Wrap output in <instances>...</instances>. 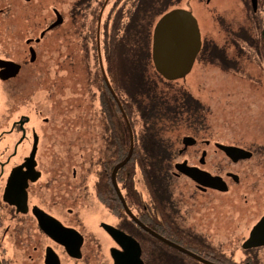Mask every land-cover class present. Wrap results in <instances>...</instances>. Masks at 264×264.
<instances>
[{
  "label": "flooded vegetation",
  "instance_id": "obj_1",
  "mask_svg": "<svg viewBox=\"0 0 264 264\" xmlns=\"http://www.w3.org/2000/svg\"><path fill=\"white\" fill-rule=\"evenodd\" d=\"M47 2H52V7L44 15L45 0H0V4H3V8H0V51H3L0 61L19 67L18 70L12 66L0 67V85H4L7 89L5 91L7 97H20L23 91L22 86L46 80L44 77H39V75H43V71H40L41 67L37 66L45 48L44 43L50 36H57L67 24L66 15L55 1L47 0ZM238 2L244 13H237L235 7H231L230 13H224L230 8L223 10L221 7H227L226 4L230 3L229 0H197L194 7L189 0H136L131 12L144 18L147 21V27L145 30L143 29L144 31L141 27H136L127 38H130L131 44L128 48L132 54V60H129L128 66L141 69L144 72L145 76H142L139 83L157 82L158 89L163 91L161 96L167 103L164 106L167 110L166 114L170 112V114L177 115L184 114L186 109L194 110L198 114V119L196 123L186 126L190 135L182 138L180 149L175 150V146L170 142L168 150L164 152L166 156L153 158L154 165L149 167L148 182L137 165L133 180L139 170L148 200H145V194L138 191L137 188L134 189L136 193L134 197L128 196L129 190L124 188L123 183L125 179L132 178L130 170L119 178L120 170L117 173L119 188L131 213L141 224L163 239L213 264H227L226 261L218 257V254L227 256L235 264H259L256 257L257 252L264 249V246H261L245 250L242 245L244 253L240 258H237L228 256L215 245L210 244L197 232H194L192 226L187 225L189 213L185 211L186 207L181 206L177 200L173 188L175 181L182 178L192 183L200 195L228 194L234 186L241 184V175H243V178L249 179L246 193H244L245 201L264 199V130L259 143L254 142L250 145L232 141L231 144L223 143L216 138L217 134L214 131H217V127L211 125L209 119L210 101L214 95L216 94L221 100L229 97L228 93H225L227 91L222 90L223 87L215 85L226 83H238L245 86L246 90L244 88L233 89V87L232 90L236 97L244 98L247 106L256 109L258 113V109H261L260 113L264 115V108H259V102L253 99L252 94V91L261 93L264 90V0H238ZM184 3L185 6H182ZM176 9L190 11L199 25L202 45L192 71V73L196 71L194 78L196 89L187 87L181 82L164 79L156 71L153 62L152 48L155 28L165 14ZM28 11H31L37 18L34 24H27L30 21L25 17ZM206 14L217 25L218 30L221 29L225 32L224 40L219 42L215 39L214 31L217 28L214 25L211 31H204V27H207L208 24L205 22ZM72 20L74 21V18ZM127 21L129 20L127 19ZM97 23L96 58L99 68L98 90L100 91L99 101L103 122L101 126L103 150L96 166L99 167L96 181L93 186L87 184L86 188L76 187L75 182L84 176L85 167L81 168L78 177L76 168L72 165L67 166L68 169H73L72 180L65 172L67 171L65 166H62L60 170L59 157L57 156L58 130L54 125H51L50 130L53 139L52 157L46 158L43 162L39 161V147L41 139L44 141L45 134L48 137L50 132L44 131V128L43 130L29 129L31 119L26 114H22L14 121L8 119L9 125L2 132L0 140L3 137L13 139L15 146L14 152L6 158L4 156V160L3 157H0V264H134L127 257L125 249L112 236L111 231L115 230L125 233L140 245V259L144 264H203L153 236L126 213L112 182V171L123 160L111 168L110 184L112 189H107V192H113L119 205L113 201V198L111 199L112 204H107L105 189L99 190L98 188L101 175L107 172L109 163L116 162L118 158L111 147L114 130L112 126L109 127L107 113L103 109L101 101L104 94H107L106 91L110 93L116 103L123 120L124 117L101 71L97 51L99 19ZM22 29L28 37L24 40V46L21 48L17 43L20 41V35L23 34ZM211 32L212 34L207 36ZM55 47L57 49V45ZM231 53L233 54L231 55ZM234 57L242 60L240 62L232 61L231 58ZM103 65L108 76L107 59L103 60ZM215 73L218 74L219 79L212 77ZM108 79L124 107L123 97L126 99V96L121 90L114 88L109 76ZM157 97L158 95L154 94V101L151 100L153 108L150 116L155 115L157 104H162L155 99ZM56 108L58 111V102ZM39 113L42 114L43 111ZM137 114L142 117L139 111ZM54 121H57L54 116L53 118H43L45 126H49ZM130 123L134 132L136 148V142L139 143L141 137L136 136L132 121ZM169 127L173 130L179 128L177 126ZM233 127L234 125H231V129ZM122 130L121 125L116 126V131L119 134H122ZM146 130L145 123L143 135ZM187 137L195 140L194 145L188 147L184 145L183 140ZM35 138H38L37 152L35 157H32ZM25 146L30 150L28 154L26 152L25 155H22L21 150ZM220 146L244 149L251 153V157L235 161ZM254 161L257 162L259 170L252 165ZM84 163L88 164L86 161ZM184 163L188 167L200 171L199 182H195L177 171V165ZM41 164H46L47 167H43ZM245 166V171H243L246 173H243L242 168ZM259 172L260 174H258ZM15 174L21 176L16 182L27 184L24 205L20 204V198L15 193L7 194V188ZM213 178H221L225 183L222 186L227 187L228 190L223 192L214 187L213 181L217 182ZM38 184L40 187L36 190L35 187ZM130 198L134 201H131ZM17 201L19 205L16 204ZM262 218L264 215L260 217L253 228ZM179 220L182 225L178 223ZM181 234H184L185 237H179ZM124 253L125 256H123Z\"/></svg>",
  "mask_w": 264,
  "mask_h": 264
},
{
  "label": "rangeland",
  "instance_id": "obj_2",
  "mask_svg": "<svg viewBox=\"0 0 264 264\" xmlns=\"http://www.w3.org/2000/svg\"><path fill=\"white\" fill-rule=\"evenodd\" d=\"M52 1H55L56 5L66 15L67 24L57 36H50L44 43L45 48L43 53H41L39 65L37 66H40V71H43V75H39V77H44L46 80L22 86L23 91L20 97H7L5 94L7 89H5L4 85H0V137L9 125L7 120H17L22 114H26L31 119L29 129L43 130L44 128V131L50 132L51 125H54L58 130L57 156L59 157L60 170L62 166H65L67 169L65 172L68 173L69 179L72 180L73 169H68L69 165L76 168L78 177L80 176L81 168L85 167L84 176L77 180L75 185L76 187L82 186L86 188L87 184L93 186L96 181V174L99 168L96 166L103 150L101 141V126L103 122L99 101L100 91L98 90L99 68L96 58L97 21L106 4L101 21V47L104 60L106 59V44L114 33L116 14L120 13V11L125 15L130 14L136 0ZM195 1L197 2V0H189L193 7L195 6ZM229 1L230 3L226 4L227 7H221L223 10L230 8V10H225L224 13H230L231 7H235L237 13H244L238 0ZM45 2L44 15L52 7V2H47V0ZM182 6H185V3ZM0 8H3V4H0ZM207 15H205V22L208 24L207 27H204V31H211L213 25L216 28L217 25ZM25 17L30 20L27 23L28 25L34 24L37 20L31 11H28ZM73 18L74 21L72 20ZM126 23H128L127 20L122 22L121 25L124 27ZM204 31L202 32L203 37L205 35ZM22 32L20 41L17 43L21 48L24 46V40L28 37L23 29ZM211 34L212 32L207 36ZM118 35L122 36V32L118 33ZM225 35V32L221 29L218 30L217 28L214 31L215 39L219 40V42L225 39ZM227 38H229L228 35ZM232 38L231 40H233ZM128 44L131 43L128 42ZM1 54H3V51H0ZM231 60L240 62L242 59L234 57ZM36 75L38 76V74ZM217 76L218 74L215 73L212 77L219 79ZM231 76H233L232 73ZM195 77L196 71L188 79V83L194 89L197 88ZM215 86L223 87L224 89L222 90H226L227 92L225 93H228L229 96L221 100L215 94L210 101L211 113L209 119L210 124L217 127V131H214L217 134L216 138L223 143L229 144H231V141L245 145L261 142L264 130V115L260 113L261 109H258V113L256 109L250 108L244 98L236 97L235 92L232 90V87L233 89L244 88L245 90L246 87L238 83L216 84ZM252 94L253 99L259 102V108H264V90L261 93L252 91ZM237 95L240 96L238 93ZM123 99L124 101L126 100L125 97ZM57 102L58 111L56 108ZM54 110L56 112H53ZM40 111H43V113L40 114ZM53 116L56 117L57 121L45 126L43 118H53ZM131 121L134 125L136 136L141 137L145 129L144 120L138 114H135L130 119ZM231 125H234L233 129H231ZM187 129L186 125H183L166 133L167 139L173 143L175 150L181 148L182 138L190 135ZM14 146L15 142L13 139L1 138L0 157H3L4 160V156L6 158L12 154ZM29 150L30 148L28 149L25 146L21 150L22 155H25L26 152L28 154ZM52 151L53 139L50 132L48 137L45 134L44 141L41 139L38 154L39 161L42 160L44 162L46 158L52 157ZM85 161L88 164H85ZM252 165L259 170L256 161L252 162ZM41 166L47 167L46 164H41ZM244 168L246 166L242 168V171H245ZM244 171L243 173H246ZM241 179V184L234 186L228 194L200 195L192 183L182 178L176 180L173 186L177 200H179L181 206L184 205L186 207L185 211L189 213L187 225L192 226L194 232H197L228 256H236L237 258H240L244 253L242 245L248 239L253 226L264 215V199H255L252 202L251 200L245 201L244 193H246V185L249 179L243 178V175H241ZM134 185L138 191L145 194V200H148L139 170H137ZM39 187L40 184L35 189L37 190ZM178 223L182 225L180 220ZM256 257L259 260V264H264V249L258 251Z\"/></svg>",
  "mask_w": 264,
  "mask_h": 264
},
{
  "label": "trees",
  "instance_id": "obj_3",
  "mask_svg": "<svg viewBox=\"0 0 264 264\" xmlns=\"http://www.w3.org/2000/svg\"><path fill=\"white\" fill-rule=\"evenodd\" d=\"M129 20V23H126L123 27L122 22ZM136 27H141L142 31L147 27V21L140 17L137 13L123 14L122 11L116 14L114 20V33L110 38V41L106 44V59H107V73L111 82L113 83L114 88H117L123 92L126 96L124 103V110L130 119L134 117L137 111L140 112L144 122L147 125V130L145 135H142L139 143L136 144L133 156L130 162L123 167L118 175L124 176L125 173L129 172L132 178L125 179L123 185L124 188L129 190L128 196H135V185L133 176L137 165L139 166L140 171L148 182L149 167L154 165L153 158L166 156L170 140L167 139L166 133L170 132L171 129L169 126L182 127L183 125H191L197 122L198 114L194 110H185L184 114L179 113H167L164 106L167 105L164 101V97L161 96L163 91L158 89V84L156 83H145L141 84L140 79L142 76H145L144 72L141 69H136L129 67V60H132V54H130V49L128 48L130 44V38L128 36L132 34ZM144 29V30H143ZM122 32V36L118 33ZM143 73V74H142ZM147 77V75H146ZM101 78V76H100ZM168 92L167 90H165ZM102 98V106L107 113V120L109 127L112 126L114 130V136L111 140V147L115 151V156L117 158L116 162L109 163L107 167V172L101 175L98 188L99 190L105 189V196L107 204H112L111 199L119 205V202H116V197L113 192H107V189H112L110 184V170L115 164L121 160H124L129 152V134L125 121L122 119L116 103L111 98V95L106 91ZM154 94L158 95L156 100L160 101L162 104H157V111L155 115L150 116L153 108ZM152 97V98H151ZM151 98V99H149ZM152 100V101H151ZM121 125L123 130L122 134L116 131V126ZM156 141H154L155 139ZM154 143V146H152ZM166 150V151H165ZM161 152V154H160ZM114 155V154H113ZM136 163V164H135ZM135 164V165H134ZM156 165V164H155ZM123 181V179H122ZM131 201H134L130 198ZM130 201V203H131ZM173 230V229H172ZM185 237L184 234L179 235ZM182 239V238H181ZM206 251V250H204ZM218 257L223 261H226L227 264H235L225 255L218 254Z\"/></svg>",
  "mask_w": 264,
  "mask_h": 264
},
{
  "label": "water",
  "instance_id": "obj_4",
  "mask_svg": "<svg viewBox=\"0 0 264 264\" xmlns=\"http://www.w3.org/2000/svg\"><path fill=\"white\" fill-rule=\"evenodd\" d=\"M106 6V4H105ZM103 7L101 14L99 16V27L97 32V51L99 55V61L101 66V71L105 82L109 90L111 91L112 95L116 99L118 106L122 112L124 120L129 130L130 134V149L127 157L117 164L112 171V182L114 188L117 192V195L123 204L126 213L136 221L144 230L152 234L153 236L161 239L162 241L168 243L169 245L173 246L174 248L178 249L179 251L189 255L190 257L196 259L197 261L203 264H213L197 255H194L183 248L163 239L156 233L152 232L149 228L145 225L141 224L131 213L127 202L119 188L117 182V173L123 167H125L134 152L135 148V138L134 132L130 123V120L125 113L124 107L115 94L108 76L106 74L104 65H103V58H102V51H101V20L103 16V12L105 9ZM202 41H201V33L199 30V25L195 16L187 10L183 9H176L173 11L168 12L165 14L158 22L153 36V48H152V58L155 64L156 71L166 80L168 81H177L185 84L187 87H191L190 83H188L189 76L192 74L193 66L195 63V59L197 54L201 49ZM10 67L12 66L16 70L19 69L16 65H9L3 61H0V67ZM183 143L186 147L194 145L195 140L193 138L187 137L184 138ZM37 145H38V138H35V144L32 152V157H35L37 152ZM222 150H224L227 155L233 158L235 161L241 159H247L251 157V153L244 149H240L237 147H226L220 146ZM34 166V164H33ZM177 171L181 174H184L191 178L195 182H199L200 179V171L196 168L188 167L186 163L177 165ZM21 176L15 174L11 181V184L7 188V194L15 193L20 198V204L24 205L26 202V188L27 184H19L16 182ZM217 183L213 181L214 187H217L219 190L226 192L228 189L227 187L222 186L223 183L221 178H213ZM35 180V179H34ZM220 182V183H219ZM24 183V182H23ZM220 184V186H219ZM212 187V186H211ZM19 205V202H16ZM112 236L117 240L118 243L125 249L127 257L131 259L130 261L134 264H144L143 261L140 259L141 255V248L140 245L131 237L126 235L120 231H111ZM264 246V218H262L257 225L252 229L249 238L244 242L243 248L245 250H249L256 247ZM125 256V253L124 255Z\"/></svg>",
  "mask_w": 264,
  "mask_h": 264
}]
</instances>
